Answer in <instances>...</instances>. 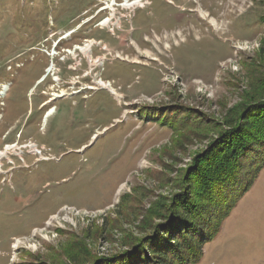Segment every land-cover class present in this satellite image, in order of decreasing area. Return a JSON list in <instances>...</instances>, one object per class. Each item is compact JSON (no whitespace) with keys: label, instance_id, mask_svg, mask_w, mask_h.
Returning a JSON list of instances; mask_svg holds the SVG:
<instances>
[{"label":"rangeland","instance_id":"obj_1","mask_svg":"<svg viewBox=\"0 0 264 264\" xmlns=\"http://www.w3.org/2000/svg\"><path fill=\"white\" fill-rule=\"evenodd\" d=\"M125 1L0 0V149L32 141L50 155L22 162L13 147L14 165L3 163L0 264H157L149 251L176 264H264L263 147L225 189L235 198L228 213L224 203L208 207L204 217L220 221L200 251L174 227L186 188L226 149L227 120L264 96V0H144L134 11ZM112 3L115 17L102 26ZM72 43H93L103 66L78 49L69 55ZM51 64L58 80L50 72L36 83ZM91 76L117 95L84 89ZM176 196L171 221L116 257ZM200 216L184 218L204 227ZM174 236L180 252H171Z\"/></svg>","mask_w":264,"mask_h":264},{"label":"trees","instance_id":"obj_2","mask_svg":"<svg viewBox=\"0 0 264 264\" xmlns=\"http://www.w3.org/2000/svg\"><path fill=\"white\" fill-rule=\"evenodd\" d=\"M232 115L227 120L230 124V129L220 134L222 141L226 138L228 140L226 141L227 145H224L226 149L223 148L222 156L211 164L205 175H203V180L197 184L195 189L192 188L191 183L190 185L188 184L190 188L187 187V191L185 192V200L188 202L186 204L185 202L183 203L184 209H178V213L177 210L174 212V205L176 207L177 201L182 195L179 199L176 196L177 199L166 207L165 214L159 215L160 218H163V221L155 223L152 231L147 235L135 238L132 245L123 254L116 257L122 255L128 256V254L138 249L139 246L145 245L147 238H150L151 234L157 233L165 224L171 221L172 213H177L178 218H181L182 221L178 220L179 222L174 223L175 228L180 226L178 224H182L180 231H178L179 237L187 238L192 243L195 251H200L203 242L209 239L212 233L216 231L220 221L219 217L213 222L208 221V218L204 217V214L206 215L211 212L208 207L215 204H219L220 206V204L224 203V207L221 208L222 216L228 213L235 203V198L232 197L228 202L229 199H225L224 197L225 189L233 184L235 185V182H237L241 171V163L246 154L255 147H263L264 149V96L255 103L238 107V111L233 112ZM249 185L250 183L242 188L243 191ZM187 206H189V210H187ZM188 211L193 212L194 215L201 214V221H203L204 227L199 224V221L196 222L195 220L197 219L194 217L191 220L184 218ZM175 221L177 220L174 219ZM207 224H210L211 228H206ZM166 230L168 231V229ZM179 237L174 236L172 238L171 244L174 245L175 249L171 250V252H180L181 247H184L182 245L183 242L178 241ZM149 255L150 257L160 259L156 261L157 264H176L174 261H170L163 252L149 251ZM101 260L104 259L102 258Z\"/></svg>","mask_w":264,"mask_h":264},{"label":"bare ground","instance_id":"obj_3","mask_svg":"<svg viewBox=\"0 0 264 264\" xmlns=\"http://www.w3.org/2000/svg\"><path fill=\"white\" fill-rule=\"evenodd\" d=\"M113 5H114V3H112V5L111 6H108V9H110V15L107 17V18H105L101 23H100V25H102V26H107L108 24H109V22H111L112 20H113V17H115L114 15H115V12H114V8H113ZM146 5V4H145ZM145 5H144V0H129V1H125L124 3H122V7H123V9H126V10H136V9H138V8H144L145 7ZM107 8V7H106ZM114 24H117V25H119L120 24V19H119V17L115 20V22H114ZM156 36V35H155ZM159 41V40H158ZM92 44L93 43H89V44H86V45H84V46H79V45H76V46H74V48L73 49H68L66 52L70 55H73V54H75V53H73L75 50H79L86 58H87V60H88V62L90 63V66H93L94 68L95 67H97V66H103V63H104V59H105V57H103V56H99V57H97V58H91V55H90V52H91V47H92ZM96 44H98V42L96 43ZM94 45V44H93ZM103 48L104 49H106L107 48V46L106 45H103ZM52 55H54V54H52ZM133 62H135V63H140V61H138V60H133ZM53 69V66L51 65V66H49L47 69H46V71H45V73H50L51 72V70ZM94 70V69H93ZM51 74L53 75V73L51 72ZM54 77H53V80L54 81H57L58 80V78H57V76L54 74L53 75ZM92 77V76H91ZM93 78V80H92V82H93V85H89L88 87H85L84 89H92V90H95V89H97V88H104V89H108L111 93H113V94H115V95H117V93H116V90L113 88V86H112V84H110L108 81H105V80H103L102 78H100V77H98L97 78V76L95 77H92ZM41 80V79H40ZM7 89H8V85H4V87H3V91L1 92V96L3 95V93L4 92H6L7 91ZM72 93V92H71ZM66 94V92H64V91H61L59 94H56V93H52V98L48 101V102H50V101H52V99H55V98H57V97H63L64 95ZM46 104V103H45ZM53 110H54V108H53V106H51V107H49L48 109H47V111H46V113L44 114V116H46L47 117V115H50L52 112H53ZM5 149H7V148H5ZM6 153H5V151L3 150H0V158H1V156L3 155H5ZM18 244V243H17ZM14 246H15V244H14Z\"/></svg>","mask_w":264,"mask_h":264},{"label":"built area","instance_id":"obj_4","mask_svg":"<svg viewBox=\"0 0 264 264\" xmlns=\"http://www.w3.org/2000/svg\"><path fill=\"white\" fill-rule=\"evenodd\" d=\"M48 73H45L44 75H42L43 77L46 76ZM52 75V74H51ZM52 77H54L52 75ZM0 95H1V92H0ZM15 147L16 148V151L13 150L12 153L16 154L20 161L23 162V154L26 153V154H30L32 156H34V159L35 160H39V159H49L50 158V155H47V154H44V148L43 147H39L38 144L36 142H32V141H28L27 143L23 144V145H20V146H17L16 144H7V145H4L3 149H0V150H4L5 151V155L1 156L0 158V173H6L7 170H5V168H3V163L4 161L8 164V165H11L9 168H11L13 165H14V161L10 158V155L11 152H10V149ZM7 148V149H5ZM25 150V151H24ZM9 151V152H8Z\"/></svg>","mask_w":264,"mask_h":264},{"label":"flooded vegetation","instance_id":"obj_5","mask_svg":"<svg viewBox=\"0 0 264 264\" xmlns=\"http://www.w3.org/2000/svg\"><path fill=\"white\" fill-rule=\"evenodd\" d=\"M73 32H74V30H73ZM67 35H68V34H66L64 37H66ZM58 41H59V40H58ZM71 46H73V47H72V49H73L74 46H76V43H72ZM51 65H52V64H51ZM52 66L54 67V65H52ZM51 72L53 73V75L55 74L54 71H51ZM49 74H50V73H49ZM49 74H47V75H49ZM42 75H43V74H41V75L39 76V79L36 80V83L41 82V81L44 80L45 77L47 76V75H46V76L43 77ZM50 75H51V74H50ZM51 76H52V75H51ZM40 79H41V80H40ZM50 99H51V97L48 99V101H49ZM48 101L46 102L47 104H48V103H51V101H50V102H48Z\"/></svg>","mask_w":264,"mask_h":264}]
</instances>
